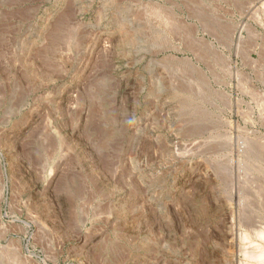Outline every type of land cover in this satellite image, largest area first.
Listing matches in <instances>:
<instances>
[{"label":"rangeland","instance_id":"rangeland-1","mask_svg":"<svg viewBox=\"0 0 264 264\" xmlns=\"http://www.w3.org/2000/svg\"><path fill=\"white\" fill-rule=\"evenodd\" d=\"M264 0H0V264H264Z\"/></svg>","mask_w":264,"mask_h":264},{"label":"bare ground","instance_id":"bare-ground-1","mask_svg":"<svg viewBox=\"0 0 264 264\" xmlns=\"http://www.w3.org/2000/svg\"><path fill=\"white\" fill-rule=\"evenodd\" d=\"M261 258L263 259V262H264V254L261 256Z\"/></svg>","mask_w":264,"mask_h":264}]
</instances>
